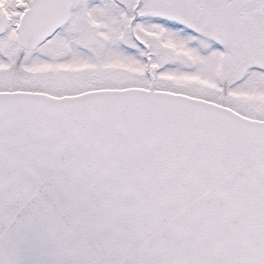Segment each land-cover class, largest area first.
Segmentation results:
<instances>
[{
    "label": "snow or ice",
    "instance_id": "1",
    "mask_svg": "<svg viewBox=\"0 0 264 264\" xmlns=\"http://www.w3.org/2000/svg\"><path fill=\"white\" fill-rule=\"evenodd\" d=\"M0 264H264V0H0Z\"/></svg>",
    "mask_w": 264,
    "mask_h": 264
}]
</instances>
